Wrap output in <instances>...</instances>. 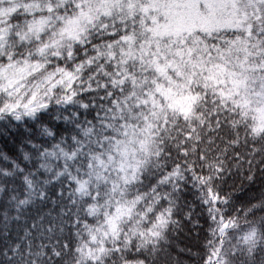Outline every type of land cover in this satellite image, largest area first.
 Returning <instances> with one entry per match:
<instances>
[{
    "label": "snow or ice",
    "instance_id": "1",
    "mask_svg": "<svg viewBox=\"0 0 264 264\" xmlns=\"http://www.w3.org/2000/svg\"><path fill=\"white\" fill-rule=\"evenodd\" d=\"M0 264H264V0H0Z\"/></svg>",
    "mask_w": 264,
    "mask_h": 264
}]
</instances>
